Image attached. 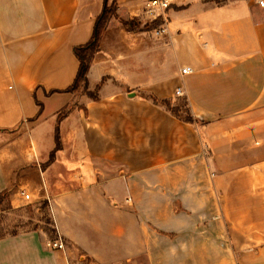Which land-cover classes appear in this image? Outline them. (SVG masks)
Here are the masks:
<instances>
[{"label": "crops", "instance_id": "crops-1", "mask_svg": "<svg viewBox=\"0 0 264 264\" xmlns=\"http://www.w3.org/2000/svg\"><path fill=\"white\" fill-rule=\"evenodd\" d=\"M172 1L165 34L117 23V46L88 73L91 87L104 80L99 101L61 121L62 149L44 167L75 101L73 49L91 40L105 0H0V194L12 192L13 208L47 203L55 235L0 238V264H71L77 253L93 264H264V7ZM117 4L144 23L142 0ZM179 88L200 123L150 98L172 102ZM150 119L163 148L154 162ZM153 171L168 175L152 182ZM56 239L65 250L47 247Z\"/></svg>", "mask_w": 264, "mask_h": 264}, {"label": "rangeland", "instance_id": "rangeland-1", "mask_svg": "<svg viewBox=\"0 0 264 264\" xmlns=\"http://www.w3.org/2000/svg\"><path fill=\"white\" fill-rule=\"evenodd\" d=\"M203 1L220 4L226 0H203ZM112 21L115 23V28L112 26L109 28V24ZM117 23H120L122 25L120 20L115 17H112L107 22L105 30L102 35L98 52L95 54L93 61L97 57L98 58L106 57L103 54V52L112 54V48L114 45L117 46L118 37L120 35L118 32L120 28ZM131 27L135 28L133 32L136 31L137 33L152 32L149 30L148 27L145 26L134 27V25H131ZM123 28L125 29L124 26ZM105 35L107 36L104 39ZM113 85L115 87H119V86L121 87V85H119L118 83H113ZM77 86H78L77 88L79 89V96L80 97L87 96L86 95L87 88L85 84L83 82H80ZM88 90L95 91V87H91L88 84ZM171 107L174 108L181 117H187V113L189 112L192 114L189 102L184 97L175 96V98L172 99ZM146 111L147 109L137 108V122H141L142 126H143L144 113ZM150 121H151V127L144 131L143 136L146 139V141L149 143V147L147 149H148V153H150L152 156V161L153 162L160 161V156L163 153V148L161 147V136H160L161 128L158 125V121H153L152 119H150ZM77 130H78V126L76 125L75 130L73 131H77ZM91 149L94 150V147H92ZM184 172H185L184 173L185 180L188 179L191 180L194 178L188 172L186 171ZM167 175L168 174H165L164 172H158V171H153L147 174L148 178L152 182H156L160 179H163ZM159 193H160L159 188H155V187L152 188L153 197L159 195ZM9 202L10 199L8 200V202L6 201L3 207L0 209V238L9 235H15L20 232H25L28 230H33L38 226H44L46 230L49 232L51 238L55 237V235L53 234V227L49 221L47 208H45L43 204H33V205L27 204L19 208H13L12 206H10L11 203L9 204ZM81 255H82L81 253H77V255H73L71 258V264H93L86 256L85 259L81 260L80 259Z\"/></svg>", "mask_w": 264, "mask_h": 264}, {"label": "trees", "instance_id": "trees-1", "mask_svg": "<svg viewBox=\"0 0 264 264\" xmlns=\"http://www.w3.org/2000/svg\"><path fill=\"white\" fill-rule=\"evenodd\" d=\"M115 17L120 20L122 25L125 27V29L129 32H133L135 28H132L131 25H134V27H140L145 26L148 27L150 31L156 30L160 26V21L152 22V23H142L138 19H131V20H124L120 18L118 15V4L117 0H114L113 3H109V0H105L104 7L101 12V14L98 16L94 28V33L91 38V40L86 44L82 46H77L73 49V52L77 59L80 62V68L78 71L77 78L74 82V84L66 90V92L73 93L75 95V101L73 104L67 106L61 111V114L59 115L58 124L56 127V133H55V143L56 147L55 150L51 153L49 161L44 165V167L49 166L52 164L56 159V153L62 149V141H61V134H60V123L63 121L68 115L80 107V102L83 101L85 98H89L93 101H99V92L101 88L104 85V80L100 83H98L95 86V91H89L88 90V73L91 68V64L93 63V59L95 54L98 52L99 45L102 39L103 32L105 30L107 22L112 18ZM80 82H83L87 88V96H79V89L77 88L78 84ZM97 91V92H96ZM151 100L157 105L164 106L168 111H170L175 117L178 119L189 123V124H196L200 123L198 119H195L193 115L189 112L187 113V117H181L178 112L171 107V101L168 99H158L156 97H150ZM11 191L5 190L0 194V209L3 207L5 202L10 199L11 197ZM11 202H9L10 204ZM45 208H47V203L43 204ZM11 206V204H10Z\"/></svg>", "mask_w": 264, "mask_h": 264}, {"label": "built area", "instance_id": "built-area-1", "mask_svg": "<svg viewBox=\"0 0 264 264\" xmlns=\"http://www.w3.org/2000/svg\"><path fill=\"white\" fill-rule=\"evenodd\" d=\"M260 7H264V0H256ZM173 6L172 0H142L141 4V14L139 15V18H142L144 23H152L156 21H160V31L159 34H165L166 28L165 26L168 23L169 20V11ZM193 73V70L190 67H185L182 69L183 75H188ZM176 96L181 97L183 96V90L182 88H179L176 91ZM20 198L24 202H31L32 196L31 194L26 190L22 189L20 191ZM47 247L49 249L53 250H65V243L61 239L56 240H50L47 243Z\"/></svg>", "mask_w": 264, "mask_h": 264}]
</instances>
